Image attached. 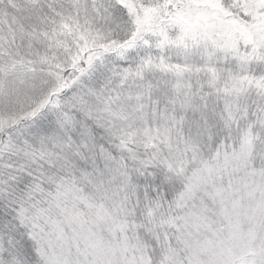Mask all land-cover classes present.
Here are the masks:
<instances>
[{"label": "trees", "instance_id": "16d2710c", "mask_svg": "<svg viewBox=\"0 0 264 264\" xmlns=\"http://www.w3.org/2000/svg\"><path fill=\"white\" fill-rule=\"evenodd\" d=\"M263 13L0 0V264H264Z\"/></svg>", "mask_w": 264, "mask_h": 264}, {"label": "rangeland", "instance_id": "374dc122", "mask_svg": "<svg viewBox=\"0 0 264 264\" xmlns=\"http://www.w3.org/2000/svg\"><path fill=\"white\" fill-rule=\"evenodd\" d=\"M193 2H196V3H200L203 2L205 3L206 0H192ZM216 1V0H215ZM236 1V0H234ZM260 18H264V13L262 15H260ZM172 29H175L174 27H171ZM103 42V39H101L100 37L97 38V45L100 44V47L101 48H108L110 45H106ZM0 81H1V87H0V96H2L3 98H5V96L7 97V99L9 98V92L11 90V85L8 81L4 80V79H1L0 78ZM39 85H37L34 90H33V93L32 95L33 96H36V95H39L40 93H42L43 91H45L46 93L48 92V86L50 85V81H49V78H41L39 81H38ZM137 86V83L134 82L133 83V78H130L129 82L127 83V86H125V89L123 94H122V99L123 100V112L122 114L126 117L124 120H120V123L121 125H124L126 123V121H128L129 123L131 122H136V120L139 119V123H140V126L139 127H135L133 126V135L134 137H139V138H142L144 140V145L145 146H148L147 144H149L150 142L153 141V138L149 137L148 136V133H150V129L148 128L147 126V123H146V117L144 115V113H142V116H140L139 113H134L137 118L133 117V102L137 103L138 105L139 102H136V98H135V95L138 94V93H134V89L136 88ZM28 88V87H27ZM139 95V94H138ZM105 113V112H103ZM118 113L117 115H115L113 117V120H117L118 118ZM106 120L107 121H110L111 120V116L110 114H107L106 115ZM143 120V121H142ZM165 131H159L160 133V140H159V144L158 145H162L164 147H167V149L170 147V148H174L173 145H170L172 140H174V134H177L176 132L174 131H171V127L168 126V127H165L164 128ZM162 140V142H161ZM143 145V146H144ZM261 214H263L264 212V206L261 207ZM249 220H251V222H253V226H255V217L253 218H250ZM241 264H244V260L242 261Z\"/></svg>", "mask_w": 264, "mask_h": 264}]
</instances>
